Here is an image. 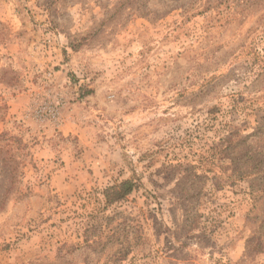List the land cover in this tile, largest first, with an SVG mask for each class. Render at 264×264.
Listing matches in <instances>:
<instances>
[{
    "label": "rangeland",
    "instance_id": "374dc122",
    "mask_svg": "<svg viewBox=\"0 0 264 264\" xmlns=\"http://www.w3.org/2000/svg\"><path fill=\"white\" fill-rule=\"evenodd\" d=\"M260 220L264 0H0V264H264Z\"/></svg>",
    "mask_w": 264,
    "mask_h": 264
},
{
    "label": "trees",
    "instance_id": "16d2710c",
    "mask_svg": "<svg viewBox=\"0 0 264 264\" xmlns=\"http://www.w3.org/2000/svg\"><path fill=\"white\" fill-rule=\"evenodd\" d=\"M133 191V184L131 182H123L117 186H114L105 192V199L107 204H115L124 200ZM261 199V194L259 191L254 193L255 200V210L257 211L256 220L260 217L261 212H259L258 204ZM256 227L252 232L251 238L248 240L247 249L248 252L252 253H262L264 250V221L256 222L254 224Z\"/></svg>",
    "mask_w": 264,
    "mask_h": 264
}]
</instances>
